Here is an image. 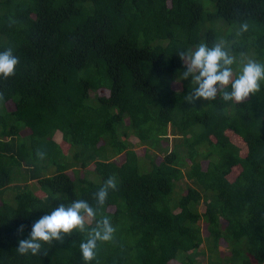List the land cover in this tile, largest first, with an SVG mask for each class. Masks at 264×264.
<instances>
[{
	"label": "trees",
	"instance_id": "1",
	"mask_svg": "<svg viewBox=\"0 0 264 264\" xmlns=\"http://www.w3.org/2000/svg\"><path fill=\"white\" fill-rule=\"evenodd\" d=\"M220 40L237 71L264 62V0H0V50L19 57L0 77V264H84V233L38 255L18 240L59 203L95 206L109 176L100 214L115 232L90 264H264V83L242 102H191L179 79L178 51Z\"/></svg>",
	"mask_w": 264,
	"mask_h": 264
},
{
	"label": "clouds",
	"instance_id": "2",
	"mask_svg": "<svg viewBox=\"0 0 264 264\" xmlns=\"http://www.w3.org/2000/svg\"><path fill=\"white\" fill-rule=\"evenodd\" d=\"M248 28L247 22L241 23V32H246ZM177 53L185 65L179 79L190 80L191 91L188 96L191 102L201 99L212 101L221 92L224 101L242 102L250 94L258 92L264 83V62L248 59L238 65L237 71L233 67L237 58L224 40L211 46L201 42L194 48ZM18 63L19 57L12 47L0 50V77L14 75ZM116 188V177L109 176L94 193L95 206L85 199L59 203L32 223L28 237L18 240L17 251L22 255H38L44 244L63 242L65 237L79 232L86 235L79 245L82 259L84 264H90L96 256L98 244L113 239L115 227L110 217L101 215L100 211L109 192ZM86 219L94 221V226L88 227ZM17 231L22 234L24 225H20Z\"/></svg>",
	"mask_w": 264,
	"mask_h": 264
},
{
	"label": "rangeland",
	"instance_id": "3",
	"mask_svg": "<svg viewBox=\"0 0 264 264\" xmlns=\"http://www.w3.org/2000/svg\"><path fill=\"white\" fill-rule=\"evenodd\" d=\"M173 87L175 89H178V90L182 88L181 85L179 83H177V82H175L173 84ZM230 137L232 138V140L236 144L238 143L239 145H242L243 146V143H240L237 140V138H235L236 137L235 135L231 134ZM57 140H61V137L60 136H57ZM130 140L133 143V148L135 149V151L137 152L138 156L140 157L142 167H144L147 164L149 165L148 160H147V162L145 161V155H144L145 154V145L141 144L140 141L137 140L135 137H132ZM164 142H165L164 143V146L165 147H169V148H172L173 145H174V143H175L172 139L169 142L168 141H164ZM241 148H242V151H245V148L244 147H241ZM153 152H155V151H153ZM151 155H152V153H151ZM160 155L162 156V154H160ZM115 160L118 161V162H121L123 160V156L116 157ZM93 168L94 167H92L91 169L93 170ZM91 178L98 179L99 177L97 178L96 175L92 174ZM189 184L190 183H188V181L186 179L179 180L177 182V188H176L177 192L180 193V194L181 193L183 194L185 191H187V188H188V185ZM14 195H15L14 189L9 188L6 191V193L4 194V198L10 199V198L14 197ZM199 210L202 211L203 210V207L202 206H199ZM86 222L87 223H92V220L86 219ZM201 223H202L203 226L206 225L204 221H202ZM203 247L207 251V244L206 243L204 244ZM221 249H222L221 250L222 251L221 252V256L222 257H228V256H230V253H229L228 250H223L224 248H221ZM207 253H208V251H207ZM200 261H202L203 264H207L208 263V257L207 256H201L200 257Z\"/></svg>",
	"mask_w": 264,
	"mask_h": 264
}]
</instances>
